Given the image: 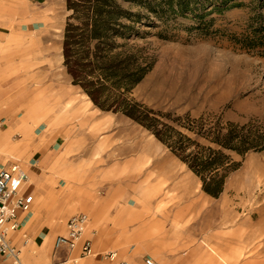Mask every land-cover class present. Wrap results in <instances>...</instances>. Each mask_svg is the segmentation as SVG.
<instances>
[{"label": "rangeland", "instance_id": "obj_1", "mask_svg": "<svg viewBox=\"0 0 264 264\" xmlns=\"http://www.w3.org/2000/svg\"><path fill=\"white\" fill-rule=\"evenodd\" d=\"M177 1L169 7L166 0H116L130 15L120 20L130 29L127 38H117L120 47L115 51L136 54L151 66L131 97L170 116L162 120L178 130L172 120L209 115L251 125L245 133L264 128V0H234L221 11H212L203 0H187L188 8L181 11ZM71 15L67 0L61 1L51 13L43 12L40 29L13 31L1 51L2 119L7 126L20 123L6 133L7 150L0 151L6 163L25 167L16 150L25 151L19 146L31 142V126L40 122L47 123L50 131L73 124L84 137L98 136L96 146L103 150L151 148L169 160L167 168L174 164L184 173L182 196L205 197L203 206L195 210L201 222L197 242L207 245L208 236L214 237L216 247H208L215 259L212 264H264V171L249 172L254 160L264 159V150L245 157L233 154L239 168L228 176L218 198L207 195L201 180L150 131L122 113L88 105L64 65L63 44ZM94 116L100 117L99 122H92ZM18 133L22 139H16ZM258 212L261 216L254 217Z\"/></svg>", "mask_w": 264, "mask_h": 264}, {"label": "crops", "instance_id": "obj_2", "mask_svg": "<svg viewBox=\"0 0 264 264\" xmlns=\"http://www.w3.org/2000/svg\"><path fill=\"white\" fill-rule=\"evenodd\" d=\"M48 5L55 7L53 0H0V80L5 72L1 51L12 32L20 28L40 29V18ZM4 114L0 109V132L5 133L0 135V151L7 150L6 133L20 126L19 122H8L7 126L2 119ZM92 119L99 122L100 117ZM31 132V142L19 146H25V151L18 147L16 150L29 175L27 193L35 198L30 220L15 239L21 249L22 264H62L77 258L79 251H55L54 246L57 237L66 235L68 221L79 214H86L91 220L86 238L91 240L95 253L79 264H110L101 258L110 252L117 253L119 261L128 264H146V260L155 264L214 262L208 249L216 247L214 237L208 236V246L197 242L201 241V222L195 210L206 199L182 196L186 188L181 184L184 173H179L174 164L167 168L165 163L169 160L160 158L162 153L133 147L128 152V146L103 150L96 146L98 136L84 137L70 123L53 131L45 122L35 123ZM21 134L15 135L16 139H22ZM147 157H155L158 169L164 168L167 180L176 184L169 189L171 195L155 197L144 192L147 181L152 182L146 169L142 175L132 176L137 161L144 162ZM9 162L0 153V168ZM128 163L132 167L130 172L125 171ZM187 187L193 193V187ZM0 264L14 263L0 256Z\"/></svg>", "mask_w": 264, "mask_h": 264}, {"label": "trees", "instance_id": "obj_3", "mask_svg": "<svg viewBox=\"0 0 264 264\" xmlns=\"http://www.w3.org/2000/svg\"><path fill=\"white\" fill-rule=\"evenodd\" d=\"M232 1L203 0L202 4L221 11ZM166 2L172 7L175 0ZM189 3L178 0L177 6L184 11ZM67 9L72 15L65 30L63 55L73 84L102 111L122 113L150 131L201 180L207 195L218 198L228 176L239 168L233 154L245 157L249 152L264 150L263 127L245 133L251 125L240 126L209 115L172 120L180 127L178 130L162 120L170 116L131 97L151 66L136 54L115 51L120 47L117 38H127L130 29L120 22L130 15L120 9L116 0H67Z\"/></svg>", "mask_w": 264, "mask_h": 264}, {"label": "built area", "instance_id": "obj_4", "mask_svg": "<svg viewBox=\"0 0 264 264\" xmlns=\"http://www.w3.org/2000/svg\"><path fill=\"white\" fill-rule=\"evenodd\" d=\"M29 182L28 172L20 163H8L0 168V256L12 260L14 264H22L21 249L15 239L30 220L35 203L34 195L27 193ZM90 222L86 214L70 219L66 235L56 239L55 251L65 248L73 252L80 248L81 259L94 255L92 242L86 238ZM101 258L110 264H128L119 261L115 252L102 254ZM76 263L77 260L71 259L62 264ZM145 263L155 264L151 260H146Z\"/></svg>", "mask_w": 264, "mask_h": 264}, {"label": "bare ground", "instance_id": "obj_5", "mask_svg": "<svg viewBox=\"0 0 264 264\" xmlns=\"http://www.w3.org/2000/svg\"><path fill=\"white\" fill-rule=\"evenodd\" d=\"M60 0H53L55 7L58 6ZM54 7V9H55ZM53 6L52 5H48V11L51 13L52 11H54ZM84 96L88 99V105H93L95 108H97L94 103L91 101V99L88 97L87 94L84 93ZM98 109V108H97ZM96 117V116H95ZM128 152H131L129 147H125ZM133 151V150H132ZM136 161V160H135ZM155 160L153 159V157H147L145 159L144 162H140L139 160L137 161V166L134 168V170L131 172L133 175L132 176H137V175H142V173H144V169H146L147 171L145 172L147 174V177L152 181L150 182L149 180L147 181V186L143 187V189H145V193H153L155 195V197H157L158 195H168L169 194V188H175L176 184H170V182L167 180V176L162 172L164 170V168L162 169H158V167L156 165L157 162H154ZM264 159L263 158H258L256 160H254V162L250 165V170L249 172L251 174H257V173H261V171H264ZM155 165V166H153ZM132 167H130V164L128 163L125 171L126 172H130ZM159 172V173H158ZM154 173V174H152ZM164 191V194H162ZM254 217H260L261 216V212H258L257 214L253 215ZM75 217V216H74ZM73 218V217H72ZM71 218V219H72ZM69 222V221H68ZM68 224V223H67ZM67 228V226H66ZM26 242V241H25ZM56 242V241H55ZM27 244V243H26ZM65 249V248H63ZM61 249V250H63ZM67 250V249H65ZM75 251H79V256L77 258H72L77 260L76 264H79L80 261L84 258L81 259V250L80 248L76 249ZM74 251V252H75ZM94 253V252H93ZM95 256V253L94 255ZM71 260V259H70ZM224 261V260H223Z\"/></svg>", "mask_w": 264, "mask_h": 264}]
</instances>
